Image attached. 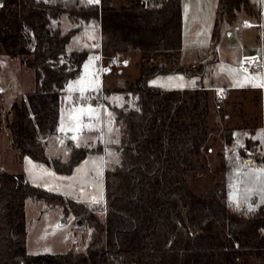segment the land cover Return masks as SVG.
Instances as JSON below:
<instances>
[{
  "label": "trees",
  "instance_id": "obj_1",
  "mask_svg": "<svg viewBox=\"0 0 264 264\" xmlns=\"http://www.w3.org/2000/svg\"><path fill=\"white\" fill-rule=\"evenodd\" d=\"M215 35L246 0H217ZM180 0H5L0 7V51L33 68L34 87L12 104L10 140L22 156L70 173L98 145L72 146L66 156L48 154L56 134L65 83L79 72L91 50L108 60L115 51L137 52L139 75L121 87L125 100L112 105L119 130L118 161L105 170L107 208L74 200L28 180L23 172L0 169V264H247L264 257V204L233 208L225 190L200 192L189 184L201 169V150L209 129L208 91L152 86L158 72H203L205 62L178 64L181 44ZM72 22L95 18L99 47L66 49L80 25L62 31L59 16ZM115 71V70H114ZM112 71V72H114ZM228 89V88H225ZM228 114L223 109L221 116ZM253 133V127L249 128ZM224 143L233 139L222 129ZM237 151L263 160L258 139L245 135ZM64 205L91 227L81 251L29 253L26 249L25 200Z\"/></svg>",
  "mask_w": 264,
  "mask_h": 264
},
{
  "label": "rangeland",
  "instance_id": "obj_2",
  "mask_svg": "<svg viewBox=\"0 0 264 264\" xmlns=\"http://www.w3.org/2000/svg\"><path fill=\"white\" fill-rule=\"evenodd\" d=\"M246 1L251 8L247 10L240 7L233 17L221 18L216 33L212 36L217 0H180L181 44L177 62L184 66L205 62L204 70L200 74H187L179 69L172 72H158L149 76L146 83L167 89H190L197 85L207 88L208 137L199 159L201 169L192 172L189 184L200 192L222 187L231 207L243 206L245 209H251L259 205L263 185L251 170L255 161H251V164L243 162L244 155L237 151L238 147H243L245 153L249 154L250 150L244 147L243 140L245 135H254L249 131V122L241 118L244 96L249 90L225 89L237 88L239 84L254 87L252 83L245 82L246 75L261 77L253 83H264V8H261L264 3L260 0ZM246 23L251 26L246 27ZM58 24L62 31L80 25L68 39L67 50L98 47L100 23L97 19L91 18L79 24L72 22L67 13L63 12L59 16ZM126 54L129 57L128 64L106 76L101 75L98 69L100 64L107 62L112 56L106 60L97 50H91L87 54L80 71L76 72L62 89L57 131L48 138L46 144L48 154L59 156H66L72 146L82 144L89 148L101 146L102 151L94 150L85 154L87 156L98 152L97 154H101L98 155L99 159L88 158L84 162L80 160V164H76L73 169L79 166L70 173H58L53 170L56 175L54 178L57 179L47 180L51 182L53 190L91 206L97 205L100 215H104L107 208V203L102 201L106 196L100 165L104 163L106 169L111 168L119 158L120 137L114 121L112 105L123 104L125 91L121 87L126 85L128 80H133L139 75L136 65L139 55L133 51ZM253 60L258 65L253 71L242 65ZM86 65H88L87 70ZM241 68H246L247 71L235 73L228 71V69ZM82 78H86L91 83L90 90L84 92L83 96L78 90L68 91L70 84L75 85ZM33 87V68L25 66L19 58L0 51V169L12 173L21 171L28 180H35L37 184L45 180L46 175L40 168L48 164H38L31 157L22 156L10 140L7 124L12 113V102L21 98ZM215 88H221L223 91V97L219 100L214 97ZM253 90L261 91L260 88ZM249 99L252 106L254 101L251 96ZM215 102H220L219 108L214 106ZM88 107L98 111V116L93 120H89L88 117L83 118L85 123L93 125L92 130L84 129L79 134L67 129L60 131L62 123L66 125L72 123L67 119V114L75 108ZM223 109L228 112V115H225L227 117L221 116ZM256 109L252 112L257 113L260 123H264V115L262 116L264 106L261 108L258 104ZM224 126H231L233 129L234 136L229 144L224 143L222 135ZM74 135H79V140H73L71 137ZM48 178L50 177L47 176L46 179ZM233 185L236 186L235 190ZM234 191L235 201L231 199ZM24 206L26 249L29 253H56L64 252L69 248L81 251L88 244L91 227L84 221L78 224V218L71 209L65 211L64 205L51 204L31 197L25 200ZM247 264H264V257L249 256Z\"/></svg>",
  "mask_w": 264,
  "mask_h": 264
},
{
  "label": "crops",
  "instance_id": "obj_3",
  "mask_svg": "<svg viewBox=\"0 0 264 264\" xmlns=\"http://www.w3.org/2000/svg\"><path fill=\"white\" fill-rule=\"evenodd\" d=\"M262 8V7H261ZM99 29H100V25H99ZM101 45V33H100V43H98V47ZM91 47H95V46H91ZM91 47H88V48H91ZM97 47V46H96ZM84 48H86V47H84ZM72 50V49H71ZM68 51V50H67ZM98 53H99V51H98ZM239 88H242V90H249L247 93L249 94H245V99H244V102H243V107H242V117L241 118H243L245 121H247V122H249V126L250 127H253V133L252 134H254L253 136H254V138H256V139H258V141H259V144H260V150H261V152H262V157H263V160L262 161H260V162H254V164L255 165H252V172H255L256 173V170L257 169H262V168H264V139H262L261 137H260V133L261 132H264V123L262 122V123H260V121H259V119H258V117H257V113L255 114V112L253 113L252 111L254 110V109H256L257 107H258V104H260V107L261 108H263V106H264V102L262 101V99H263V96H264V87H250V86H239V87H237V88H228V89H239ZM245 88H247V89H245ZM255 88H260L261 89V91L258 93L257 91L255 92L253 89H255ZM251 96V99H253V101H254V103L252 104V106L250 105V103L249 102H251V101H249L250 99H249V97ZM248 100V101H247ZM254 106V107H253ZM257 110V109H256ZM226 115H228V114H226ZM264 115V111H263V113H262V116ZM225 117H227V116H225ZM209 119V118H208ZM245 121L243 122V123H245ZM204 144H205V142H204ZM203 144V145H204ZM209 149V148H208ZM102 151V150H101ZM98 153V152H97ZM96 152L95 153H90V154H87V156L85 157V158H83L80 162H84L85 160H87L88 158H92V159H96V158H98L99 159V156L98 155H101V154H97ZM30 157V156H29ZM33 159V158H32ZM36 161V160H35ZM251 161H253V160H251L249 157H244L243 158V162H245V163H248V164H251ZM80 162L78 163V164H80ZM37 163L38 164H41L42 162H38L37 161ZM37 164V165H38ZM98 165H100L99 163H98ZM79 166V165H78ZM77 166V167H78ZM39 167V166H38ZM41 167V166H40ZM43 168H40V169H42V171H43V174L46 172V173H51L52 175H46V177L47 176H49L50 178H48V179H46V177H45V180L43 179V180H41L39 183H37L38 185H41V186H43V187H47V188H49V189H53V186H52V184H51V182L49 181H47V180H55V179H57V178H54V177H56V175H54V171H53V169H51L48 165L46 166H42ZM77 167H75L74 169H76ZM73 169V170H74ZM73 170H72V172H73ZM105 170H106V168H105V166H104V163H102L101 165H100V171H102L103 173H102V178H103V180H104V175H105ZM45 175V174H44ZM33 183H35V182H37V181H35V180H33L32 181ZM261 183H262V194H261V196H260V199H261V201H260V203H264V181H261ZM105 196H106V190H105ZM104 199V198H103ZM102 199V201H104L105 203H106V198L103 200ZM238 203H240V201H238Z\"/></svg>",
  "mask_w": 264,
  "mask_h": 264
},
{
  "label": "snow or ice",
  "instance_id": "obj_4",
  "mask_svg": "<svg viewBox=\"0 0 264 264\" xmlns=\"http://www.w3.org/2000/svg\"><path fill=\"white\" fill-rule=\"evenodd\" d=\"M98 2H99V0H89V3H98ZM260 2L264 3V0H260ZM245 26L249 27L251 25L246 23ZM251 63L254 64L255 61L253 60ZM249 66H251V65H249ZM85 68L87 70L88 65H86ZM228 71L230 73H235V72H239V71H245L246 72L247 69L246 68L228 69ZM244 79H245L246 83H252V86H254V87H264V83H253V81H258V80L261 79V77H259V76H248V75H246ZM180 86H183V85H180ZM237 86H244V84H239ZM91 88H92L91 83L88 82L86 80V78H82L80 81H77L75 85L70 84L68 86V91L71 92V91L78 90L81 93V95L83 96V93L88 91V90H90ZM97 116H98V111L96 109L91 108V107H88V108H75V109L72 110L71 113L67 114V119L72 121V123L71 124H67V125L65 123H62L60 131H65L67 129L68 131H72V132H75V133L79 134L84 129L92 130L93 129V125L90 124V123H85L83 118L84 117H88L89 120H93ZM260 137L262 139H264V132L260 133ZM71 138L73 140H79V135H74ZM33 167H35V166H33ZM44 174L45 175H52L51 173H46V172ZM255 174H256V179L257 180L264 181V168L257 169ZM237 175L239 176V173ZM235 187L236 186L233 185L234 190H235ZM231 199L233 201L236 200L235 191L233 192V195L231 196ZM94 202H96V201H94Z\"/></svg>",
  "mask_w": 264,
  "mask_h": 264
},
{
  "label": "built area",
  "instance_id": "obj_5",
  "mask_svg": "<svg viewBox=\"0 0 264 264\" xmlns=\"http://www.w3.org/2000/svg\"><path fill=\"white\" fill-rule=\"evenodd\" d=\"M262 8H264V5L261 6ZM112 57L107 61L104 62L102 64H100L98 71L100 72L101 75L106 76L109 75L110 73H112V71L116 70V69H121L124 65L128 64L129 62V57L125 52L122 51H115L112 55ZM250 62L247 63H243L242 65L245 66L246 68H248L249 70H255L258 65L255 61L254 64ZM251 65V66H249ZM214 97L216 99H221L223 97V91L221 88H215L214 89ZM262 101L264 102V96ZM214 106L216 108L220 107V102H215Z\"/></svg>",
  "mask_w": 264,
  "mask_h": 264
},
{
  "label": "water",
  "instance_id": "obj_6",
  "mask_svg": "<svg viewBox=\"0 0 264 264\" xmlns=\"http://www.w3.org/2000/svg\"><path fill=\"white\" fill-rule=\"evenodd\" d=\"M4 1H5V0H0V7L3 5ZM77 221H78V224H80V223L82 224V223H83V221H82L81 218H78Z\"/></svg>",
  "mask_w": 264,
  "mask_h": 264
}]
</instances>
